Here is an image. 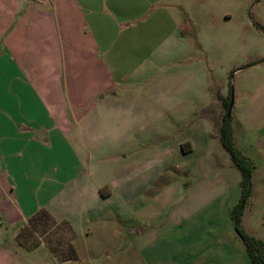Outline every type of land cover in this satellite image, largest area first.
I'll use <instances>...</instances> for the list:
<instances>
[{"label":"crops","instance_id":"crops-1","mask_svg":"<svg viewBox=\"0 0 264 264\" xmlns=\"http://www.w3.org/2000/svg\"><path fill=\"white\" fill-rule=\"evenodd\" d=\"M44 1L0 0V226L15 225L12 241L20 246L0 240V264H29L24 252L33 249L20 244L16 236L40 209L64 214L70 200L84 191L87 199L92 201L85 208L89 212L96 211L101 210L115 194L110 185L112 181L100 171L95 173L107 146L92 147L88 143L91 134H97L98 142L102 144L109 130L115 143L126 144L133 143L135 138L153 140L156 134L161 138L165 130L172 128L179 139L178 144L198 141L199 149L205 148L207 152L211 150L207 146L210 137L217 139L219 136L221 140L222 123H216L220 114L218 99L214 101V107L208 100L197 101L189 111L192 124L187 127L182 125L188 116L180 115L181 110L168 103L171 100L165 95L170 89L159 93L160 97H165L159 100L156 108L140 105L145 96L139 101L136 86L141 80L150 78L156 59L148 51L152 38H136L135 27L153 25L156 29L153 32H157L165 25L169 30L158 38V47L170 38L181 44L184 39L179 36L182 22L169 2L49 0L53 6L48 10ZM261 1L256 0V3ZM149 12L147 19L137 24L138 17ZM253 21L264 31L256 24L264 26L261 18H253ZM168 52L169 48L163 49L164 59ZM263 56L264 52L254 59ZM146 62L150 68L142 66ZM238 67L236 72L244 68ZM246 68L264 70V60ZM165 81L170 82L169 78ZM204 90L205 93L210 90L207 82ZM250 90L248 81L243 82L242 88L240 84L239 89L235 88L232 109L234 142L239 139L241 131H249L243 125L242 116L248 118L244 107H247ZM229 91L230 88L225 89L219 96L224 100ZM197 95L196 90L194 96ZM198 114H201L199 124ZM171 115L175 117L172 119ZM181 127L184 131L180 135ZM124 128L128 130L125 133ZM262 128L264 130V126ZM260 135V143L264 145V132ZM118 149L123 152L122 156L131 151L134 159L141 157L133 148L128 150L122 146ZM142 153L148 157L151 152L146 149ZM249 198H253V188ZM259 206L253 214L259 224H264L260 212L264 210L263 201ZM258 209L261 217L256 215ZM66 218L77 235L90 228L87 217L80 221L72 215ZM233 224L235 227L234 217ZM117 231L120 233L121 229L117 227ZM246 232L264 240L261 234ZM132 234L136 240L146 238V245L151 242L139 226L132 228ZM231 236L236 249L216 247L210 262L202 259L203 251L198 250V257L188 259L183 254L173 263L254 264L238 232H232ZM77 243L76 239L75 246L83 261L92 264L87 249H79ZM43 245L48 249L47 264H64L46 242ZM143 248L138 241L131 250L121 249L120 256L130 253L133 257ZM148 263L155 264L153 260Z\"/></svg>","mask_w":264,"mask_h":264},{"label":"rangeland","instance_id":"rangeland-1","mask_svg":"<svg viewBox=\"0 0 264 264\" xmlns=\"http://www.w3.org/2000/svg\"><path fill=\"white\" fill-rule=\"evenodd\" d=\"M165 1L169 2L182 22L179 36L184 39L181 44H176L170 38L162 47H158V38L169 27L164 25L157 32H153L156 30L153 25L135 27L136 38H152L151 50L148 48V51L156 59L150 78L141 80L140 85L136 86L139 101L145 96L140 105L156 108L159 100L167 96L171 100L168 103L181 110L180 115L188 116L182 125L187 127L192 124L189 111L197 101L208 100L214 107V101L218 99V125L228 114V107L219 96L220 93L230 88L224 98L231 94V101L232 95L234 101L235 88L239 89V84L242 88L244 81L249 82L251 90L247 107H244L248 118L242 116L243 125L249 131H241L235 142L242 153L251 156L255 163L252 174L253 198H249L245 205L241 227L264 236V224H259L253 214L260 203H264V145L260 143V134L264 132V70L246 67L237 72L233 70L264 52V31L257 28L253 21V18L259 17L264 22V0L258 3L256 0ZM43 3L48 10L52 9L49 0ZM149 14L138 17L137 24L147 19ZM166 48H169V52L164 59L163 49ZM142 66L150 68L148 62ZM167 78L170 82L165 81ZM206 82L210 89L207 93L204 90ZM148 88L153 90L147 91ZM168 89L170 93L159 96L160 92ZM196 90L197 97L194 96ZM174 115H171L172 119ZM200 121L201 114H198V124ZM182 127L178 131L180 135L184 131ZM125 131L124 128L123 133ZM106 133L107 138L102 144L94 133L89 136L88 143L92 147L107 146L95 173L100 171L112 181L110 185L115 194L101 210L92 209L89 212L85 207L92 201L87 199L86 192L81 191L70 200L64 214L44 211L22 226L19 232L26 245L33 249H22L29 264H47L48 249L44 248L47 245H43V242L56 248L60 257H65L69 254L70 241L75 245L76 239L79 249H87L92 264H149L148 261L152 260L155 264H174L175 258L183 254L188 259L198 257V250L203 251L201 258L209 261L216 247L236 249L231 236L232 232L236 233L232 211L242 196L243 175L219 136L217 139L209 138L207 146L211 150L207 152L205 148L199 149L198 141L195 144H178L179 139L172 128L165 130L161 138L156 134L153 140L135 138L133 143L126 144L115 143L114 135L109 130ZM122 146L140 152L141 157L134 159L131 151L122 156L123 152L118 149ZM146 149L151 152L148 157L142 155ZM260 212L264 219V210ZM258 214L259 209L256 212ZM68 215L75 216V219L77 217L79 221L87 217L91 222L90 228L72 237L69 224L64 222ZM13 226H0V240L20 247L14 244L15 240L12 241L16 233ZM135 226L147 233L151 242L146 245V238H133L132 228ZM117 227L121 229L120 233ZM138 241L142 248L146 245L138 250V254L134 253L131 257L127 252L129 254L120 256L121 249L131 250ZM34 249L37 251L34 252ZM77 259L84 260L79 253ZM61 260L65 263L76 261Z\"/></svg>","mask_w":264,"mask_h":264},{"label":"trees","instance_id":"trees-1","mask_svg":"<svg viewBox=\"0 0 264 264\" xmlns=\"http://www.w3.org/2000/svg\"><path fill=\"white\" fill-rule=\"evenodd\" d=\"M256 24L260 27H262L264 29V26L261 25L260 23L256 22ZM261 60H264V56L259 58V59H252L246 63H244L243 65H241L242 67H246L249 65H252L254 63H257ZM239 67L234 68V72L238 69ZM231 73V77H232ZM224 102L226 103L228 109L230 106V102H231V94L228 98H224ZM221 141L223 146L226 148V150L230 153L233 162L241 169L242 171V175H243V179H242V196L239 200V202L234 206L232 214L235 220V228L236 231L238 232V234L241 236V238L243 239L246 248L248 250V252L250 253L254 264H264V240L260 239L256 236H253L251 234H249L248 232H246L242 227H241V220H242V213L244 211L245 205L252 193V174H253V169L255 167V163L254 161L248 157L247 155L243 154L242 151L236 146L234 139H233V123H232V114L228 115L226 113V115L224 116L223 122L221 124ZM44 211L46 212H50L47 209H40L39 211H37L30 219V221L32 219H34L35 217H37L39 215V213H43ZM29 221V222H30ZM64 222L69 224L70 228H71V236L73 237L75 235V231L72 227V225L70 224L69 220L67 218H64ZM17 240L20 244L22 245H26V242L23 240V235L18 232L17 233ZM27 246V245H26ZM28 247H32V246H28ZM49 247L54 251V253L56 255H58V257L62 259H69V260H76L75 263H65L64 264H87L83 261H80L78 258V252L76 249V246L74 245V243L72 241H70L69 243V254L68 256L65 257H60V255L58 254V250L54 247H52L51 245H49ZM64 261V260H63Z\"/></svg>","mask_w":264,"mask_h":264},{"label":"water","instance_id":"water-1","mask_svg":"<svg viewBox=\"0 0 264 264\" xmlns=\"http://www.w3.org/2000/svg\"><path fill=\"white\" fill-rule=\"evenodd\" d=\"M233 104H234V101H233V95H232V101L230 102V106H229V109H228V115H230L231 112H232Z\"/></svg>","mask_w":264,"mask_h":264}]
</instances>
